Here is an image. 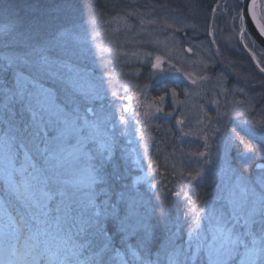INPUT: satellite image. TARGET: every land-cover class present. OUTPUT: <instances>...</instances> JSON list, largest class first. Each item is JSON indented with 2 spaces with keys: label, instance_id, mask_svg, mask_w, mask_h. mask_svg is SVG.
<instances>
[{
  "label": "snow or ice",
  "instance_id": "obj_1",
  "mask_svg": "<svg viewBox=\"0 0 264 264\" xmlns=\"http://www.w3.org/2000/svg\"><path fill=\"white\" fill-rule=\"evenodd\" d=\"M61 11L71 14L70 0ZM228 11L234 12L233 33L241 42L251 34L254 42L264 44V13L257 12L256 0L251 5L248 0H234ZM0 20L4 50L0 56V264H264V118L243 119L248 112L240 110L245 101L217 113L214 132L220 154L198 155L206 157L205 165L218 167L225 182L207 210L184 193L194 205L189 209L192 219L185 244L168 229L167 201L149 211L148 202L133 192L131 183L123 188L118 184L122 172H114L110 165L118 140L116 126L104 107L95 106L104 81L95 82L77 66L72 58L80 53L74 48L56 37L36 39L39 18L24 28L18 12L0 0ZM64 28L75 30L76 25L69 21ZM160 66L157 56L152 67ZM51 81L64 87L71 103H57L54 87L47 86ZM163 92L154 98L159 103L147 104L149 109L164 112L167 84ZM171 92L175 96L176 88ZM111 96L123 99L116 91ZM236 118H241L237 127L245 137L260 143H251L236 127L229 130V122L236 123ZM120 123L127 131L129 121L123 115ZM176 123L183 125L184 120ZM234 142L243 145L241 169L228 165L224 155ZM155 164L152 160L149 173L133 183L156 172ZM252 167L257 170L255 178L246 171ZM204 175L203 168L194 175L190 172V181ZM188 187H193L191 182ZM153 217L164 223L168 233L159 243H154Z\"/></svg>",
  "mask_w": 264,
  "mask_h": 264
},
{
  "label": "rangeland",
  "instance_id": "obj_2",
  "mask_svg": "<svg viewBox=\"0 0 264 264\" xmlns=\"http://www.w3.org/2000/svg\"><path fill=\"white\" fill-rule=\"evenodd\" d=\"M124 1L126 8L122 11L109 7L104 13L69 20L75 23V30L64 28L69 21L62 22L53 34L48 32L44 41L56 37L62 44L74 48L80 53L72 58L77 66L95 82L104 81L101 99L95 106L104 107L109 120L116 126L118 140L110 162L115 165L116 159H120L127 165L129 179L136 187L134 193L144 197L146 202L156 191L162 199L167 198L165 193L176 197L180 211H184L182 220L189 218L188 231L192 219L189 209L194 205L187 202L184 193L207 210L210 202L221 195L225 182L219 168L205 165L206 157L198 155L199 152L220 154L218 135L214 132L217 113L240 107L237 102L245 101L240 108L241 111L248 109L243 119L264 118V72L256 67L239 36L233 33L230 16L234 12L228 9L234 0H220L216 4L209 28L195 18L194 11L184 13L170 4L162 9L146 0ZM256 5L257 12L264 13V0H258ZM89 19L95 23L89 24ZM244 43L257 63L264 67V48L253 41L251 34ZM188 48L192 51H187ZM2 55L4 50L0 49ZM157 56L161 57L159 69L152 67ZM164 84L168 85L161 105L164 112L157 113L147 104L159 103L154 98L164 95ZM47 86L54 87L57 103H71L73 98L62 85L51 81ZM174 87L175 96L171 92ZM241 88L243 92L238 91ZM112 91L123 99L113 98ZM213 100L219 104L212 103ZM123 108L128 111L122 112ZM135 112L141 115L136 117ZM145 112L152 115L144 116ZM167 112L172 115H164ZM121 115L129 121L127 131L120 123ZM137 119L142 123L137 124ZM177 119H183L184 124H177ZM240 119L236 118V123L230 121L228 127L229 130L236 127L245 137L241 127H237ZM245 139L253 144L260 143L258 139ZM242 152L243 145L230 144L224 151L227 164L243 168ZM152 160L156 161L152 165L156 172L139 184L133 183L137 176L149 173ZM201 168L205 175L190 181L189 173L194 175ZM246 171L253 178L257 175L255 167ZM190 182L192 188L188 187ZM187 239L186 235L185 244Z\"/></svg>",
  "mask_w": 264,
  "mask_h": 264
},
{
  "label": "trees",
  "instance_id": "obj_3",
  "mask_svg": "<svg viewBox=\"0 0 264 264\" xmlns=\"http://www.w3.org/2000/svg\"><path fill=\"white\" fill-rule=\"evenodd\" d=\"M149 3H154L161 6V8H167L170 4L173 8L179 10L191 12L194 11L195 18L204 24L206 28L210 27L211 15L216 7V4L220 0H146ZM69 0H4L6 5H11L20 15L21 24L24 28H28L36 23L37 19L41 21L40 30L36 36V39L44 41L49 34L48 32L54 31L55 27L62 22L69 20H79L84 17L97 15V13H104L106 8L112 9L113 11H122L126 8V2L124 0H70L72 5V11L69 15L66 11L61 9L66 8ZM64 19H67L64 21ZM2 22V20H0ZM47 28L48 30H46ZM50 33V34H51ZM53 34V33H52ZM46 41V40H45ZM117 164L111 165V169L114 172H122L123 179L118 181L121 188L132 184L129 179V169L127 165L120 159H116ZM116 187V185H113ZM132 188H136L132 184ZM134 192V189H133ZM167 198L158 197V191L151 193L148 202L149 211L152 206L158 205L161 201H167L168 208V229L175 232L174 239L185 242L187 235V222L188 217L182 220L184 211H180L181 206L178 204V200L174 196L169 194H163ZM144 199V197H143ZM153 224L155 226V240L154 243L162 242L166 239L168 233L164 228L163 222H157L156 218L153 217ZM118 242V241H117Z\"/></svg>",
  "mask_w": 264,
  "mask_h": 264
},
{
  "label": "water",
  "instance_id": "obj_4",
  "mask_svg": "<svg viewBox=\"0 0 264 264\" xmlns=\"http://www.w3.org/2000/svg\"><path fill=\"white\" fill-rule=\"evenodd\" d=\"M257 1L258 0H256V4H257ZM248 3H249V5H251V3H252V0H248ZM261 47H263L264 48V44H262V43H260L259 41H256ZM242 43V45H243V47H244V49L249 53V55L251 56V58L253 59V61H254V63H255V65L258 67V63H257V61L253 58V56L251 55V52L249 51V49L247 48V47H245L244 45H245V43H244V41L243 42H241ZM260 65H259V69H260ZM128 100H129V98H127Z\"/></svg>",
  "mask_w": 264,
  "mask_h": 264
},
{
  "label": "bare ground",
  "instance_id": "obj_5",
  "mask_svg": "<svg viewBox=\"0 0 264 264\" xmlns=\"http://www.w3.org/2000/svg\"><path fill=\"white\" fill-rule=\"evenodd\" d=\"M257 67V66H256ZM258 68V67H257ZM259 71V70H258Z\"/></svg>",
  "mask_w": 264,
  "mask_h": 264
}]
</instances>
